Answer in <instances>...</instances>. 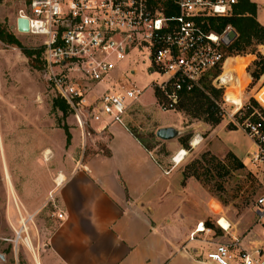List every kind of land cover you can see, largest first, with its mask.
<instances>
[{"label": "rangeland", "instance_id": "1", "mask_svg": "<svg viewBox=\"0 0 264 264\" xmlns=\"http://www.w3.org/2000/svg\"><path fill=\"white\" fill-rule=\"evenodd\" d=\"M253 1L258 5L256 18L264 27V0ZM22 3V0H0V27L13 33V17ZM231 29L235 31L230 26L228 30ZM15 37L20 43L19 48L0 40V264H35V255L38 258L37 251L41 252L35 234L30 236L34 252L22 240L26 232L17 244L14 242L15 230L20 228L21 213L29 219L26 227L31 230L33 227V214H25L20 202L27 183L21 176L26 170L42 168L48 169L52 175L65 162L66 150L63 151V148L72 146L74 136L80 138L75 148H85L87 153L91 152L96 148L92 144L95 132H86L83 137L76 129L70 112L64 113L53 106V100L59 98L46 82L42 63L33 61L22 52V47L32 49L38 38L30 34H17ZM236 37L237 32L225 50ZM253 46L234 54L235 59L226 60L224 70L219 75L224 72L227 90L226 86H215V80L212 84L211 76L206 77L211 80L212 86L222 91L218 98L210 95L216 106V115L220 118L218 127L205 122L204 114L194 110L188 113L181 105L174 110L159 107L158 84L162 77L152 69L149 53L145 50L130 52L99 86L100 92L110 90L112 83H117V88H120L117 82L120 78L125 89L135 87L143 91L138 101L128 109L124 121L153 152L163 168L175 166L184 180L195 179L189 173L196 169L201 175L200 181L195 179L202 187L201 192L216 201L210 206L221 212V216L229 222L230 230L237 229L238 233L254 223H259L261 227L254 210L258 198L264 197V164L245 166L242 163V159L254 151L255 145L240 126L243 116L235 115L234 121L230 120L226 113L230 111V104L224 101L223 96L225 91L227 96L232 90H236V99L240 94L248 96L259 79L260 85L264 83V71L258 78L252 76L264 53L261 46ZM250 56L253 58L250 59ZM202 91L208 94L204 89ZM181 103L184 104L183 108L194 109V105L190 106L185 99ZM161 121L177 124L175 128L182 133L169 141L157 138L155 131ZM65 129L70 134L69 141L66 140ZM182 139L188 140L187 146L181 145ZM194 140L197 143L191 145ZM176 141L180 149L186 150L179 163L171 161L178 150L170 147L169 142ZM184 171L189 173L184 176ZM43 188L46 189V185ZM17 201L22 211L16 207ZM204 223L211 228L210 238L217 242H226L231 238L217 220L207 217ZM259 237L264 242L261 232Z\"/></svg>", "mask_w": 264, "mask_h": 264}, {"label": "built area", "instance_id": "2", "mask_svg": "<svg viewBox=\"0 0 264 264\" xmlns=\"http://www.w3.org/2000/svg\"><path fill=\"white\" fill-rule=\"evenodd\" d=\"M22 1L14 16L13 33L38 38L32 49L41 51L46 82L53 94L68 106L83 137L104 116L109 118L108 124L125 125L128 109L143 91L135 87L125 89L120 78L117 79L120 88L112 83L110 90L100 92L99 86L133 50L148 52L152 69L162 77L157 101L162 110L177 108L184 93L202 90L205 76L217 68L221 72L226 60L235 59L234 54L227 55L228 43L223 41L230 26L221 33L207 28L211 18L234 15L240 0ZM19 16L28 19V32L17 29ZM218 76L212 79V84ZM237 98V102L227 100L224 93V101L230 104L226 113L232 121L235 115L243 116L240 126L255 145L242 163L264 164V83L260 85L259 79L250 95L240 94ZM183 151L186 152L178 150L175 156L181 155L183 159ZM255 213L264 236V197L258 198ZM23 220L26 224L29 221L20 214L16 244L25 233ZM219 226L228 231L229 224L223 227L219 223ZM205 228L200 222L189 239H195V233L210 230ZM206 256L217 264H264V247L247 250L238 236H231L228 241L217 243Z\"/></svg>", "mask_w": 264, "mask_h": 264}, {"label": "crops", "instance_id": "3", "mask_svg": "<svg viewBox=\"0 0 264 264\" xmlns=\"http://www.w3.org/2000/svg\"><path fill=\"white\" fill-rule=\"evenodd\" d=\"M108 121L104 116L92 124L91 152L75 148L80 138L74 136L72 146L63 148L65 162L52 175L42 168L21 176L27 183L20 202L25 214H33L25 237L34 233L41 245L35 264H217L206 256L220 243L210 238L211 228L189 239L200 222L209 228L207 217L229 224L210 206L215 200L175 166L163 168L126 120L125 125ZM162 126L177 124L161 121L157 128ZM177 143L169 145L180 150ZM261 229L254 223L241 233L225 232L254 250L264 247ZM24 244L34 252L32 242Z\"/></svg>", "mask_w": 264, "mask_h": 264}, {"label": "trees", "instance_id": "4", "mask_svg": "<svg viewBox=\"0 0 264 264\" xmlns=\"http://www.w3.org/2000/svg\"><path fill=\"white\" fill-rule=\"evenodd\" d=\"M257 4L251 0H240L239 4L236 7V12L234 15L229 17H221V18H211L209 19L210 27L207 29H211L216 33H221L226 26H231L237 32V37L228 45L227 55L238 54L239 52H243L248 48L254 47L253 45L263 44L264 45V27L258 22L256 18ZM0 40L5 41L6 43H11L14 46L20 47V43L15 35L11 32L6 31L4 28L0 27ZM264 51V47H262ZM254 50V48L252 49ZM22 52L26 57L32 59L33 61H37L41 63L40 55L41 51L38 49H27L22 47ZM253 57L250 56V59ZM251 61V60H250ZM258 64V69L252 72V76L254 78H258V76L264 71V55L263 59L260 58ZM220 73V68L212 71L209 75L205 76L202 80V87L208 94H205L201 89H194L191 92L184 93L182 99L178 106H182V109L188 113L198 112L200 114H204V121L208 122L211 125H217L220 122V118L216 115V106L214 101L210 98H218L221 95V88H216L211 85V80ZM211 76V80H208L206 77ZM221 78L225 79V76L222 75ZM185 99L189 102L190 106L194 105V109L191 108H183L182 100ZM251 104L255 107H258L257 104L251 100ZM53 106L58 108L62 112L68 111V106L61 100L55 98L53 100ZM66 132V140L69 141L70 134ZM139 137V136H138ZM140 138V137H139ZM141 139V138H140ZM145 148L149 149L144 142L141 140ZM188 140L182 139L181 145L187 146ZM150 150V149H149ZM233 157L231 153H229ZM240 165V163H239ZM189 172L184 171V176ZM189 174L193 176L198 181L201 180L200 173L194 169ZM208 226L213 227L212 224L206 222Z\"/></svg>", "mask_w": 264, "mask_h": 264}, {"label": "water", "instance_id": "5", "mask_svg": "<svg viewBox=\"0 0 264 264\" xmlns=\"http://www.w3.org/2000/svg\"><path fill=\"white\" fill-rule=\"evenodd\" d=\"M16 24H17V29L19 31H22V32L29 31V22L27 18L19 16L16 20ZM235 36H236V32L231 29L228 32H226V34L223 36V41L225 43H229ZM225 79L221 78V75L218 76L214 81V85L218 87L222 85H226L225 83L227 81ZM181 133H182L181 130L173 126H162L156 129L155 136L161 140L169 141V140L176 138Z\"/></svg>", "mask_w": 264, "mask_h": 264}, {"label": "bare ground", "instance_id": "6", "mask_svg": "<svg viewBox=\"0 0 264 264\" xmlns=\"http://www.w3.org/2000/svg\"><path fill=\"white\" fill-rule=\"evenodd\" d=\"M226 65V64H225ZM226 84V83H225ZM226 87H227V85H226ZM226 90H227V88H226ZM226 92L227 91H225V97H226V99L227 100H232L233 102H237L238 101V98L236 99L235 97V94H236V90H232V92H231V94L229 95H227L226 96ZM197 143V140H194L193 141V144H196ZM181 154H186V152L185 151H183ZM47 157V156H46ZM181 159H182V157H181V155H176L174 158H173V160L176 162V163H179L180 161H181ZM6 176H7V178L9 177L8 176V174H6ZM62 177L60 176L59 178H58V181L61 179ZM22 223H23V231H25L26 230V221L25 220H23L22 221ZM219 223L223 226V227H227L228 226V224L226 223V224H223V222H222V220H219ZM26 232V231H25ZM29 239V238H28ZM28 239H26V237L24 238V242L25 243H27V245L28 246H30V239L28 240ZM30 250H31V248H30Z\"/></svg>", "mask_w": 264, "mask_h": 264}]
</instances>
